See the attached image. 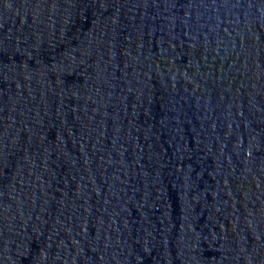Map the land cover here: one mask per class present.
<instances>
[{"label":"water","instance_id":"1","mask_svg":"<svg viewBox=\"0 0 264 264\" xmlns=\"http://www.w3.org/2000/svg\"><path fill=\"white\" fill-rule=\"evenodd\" d=\"M0 264H264V0H0Z\"/></svg>","mask_w":264,"mask_h":264}]
</instances>
